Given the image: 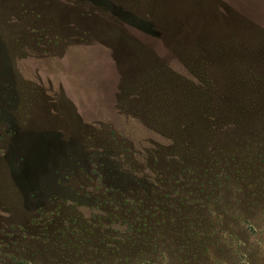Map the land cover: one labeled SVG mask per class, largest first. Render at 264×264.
I'll return each mask as SVG.
<instances>
[{"label":"rangeland","instance_id":"obj_1","mask_svg":"<svg viewBox=\"0 0 264 264\" xmlns=\"http://www.w3.org/2000/svg\"><path fill=\"white\" fill-rule=\"evenodd\" d=\"M0 264H264V0H0Z\"/></svg>","mask_w":264,"mask_h":264}]
</instances>
